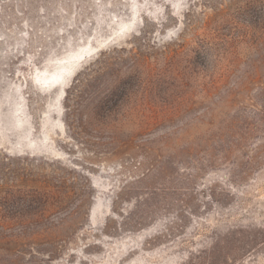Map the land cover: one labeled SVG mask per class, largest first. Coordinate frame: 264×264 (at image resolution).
I'll use <instances>...</instances> for the list:
<instances>
[{
    "label": "rangeland",
    "instance_id": "obj_1",
    "mask_svg": "<svg viewBox=\"0 0 264 264\" xmlns=\"http://www.w3.org/2000/svg\"><path fill=\"white\" fill-rule=\"evenodd\" d=\"M0 264H264V0H0Z\"/></svg>",
    "mask_w": 264,
    "mask_h": 264
}]
</instances>
